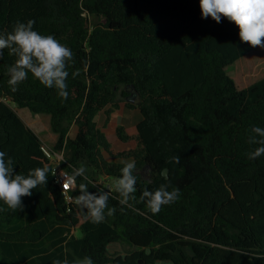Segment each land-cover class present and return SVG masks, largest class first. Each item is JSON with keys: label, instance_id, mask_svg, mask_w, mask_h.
<instances>
[{"label": "trees", "instance_id": "1", "mask_svg": "<svg viewBox=\"0 0 264 264\" xmlns=\"http://www.w3.org/2000/svg\"><path fill=\"white\" fill-rule=\"evenodd\" d=\"M28 20L72 50L69 95L64 100L30 72L13 91L8 68L16 57L3 50L0 151L17 174L37 167L50 172L46 185L22 198V210L0 211V264L65 258L75 264L84 257L94 264H264V155H246L259 146L249 144L250 128H264V77L239 88L228 71L259 47L242 42L227 18H202L199 0H0V32ZM245 59L244 84L260 76L264 53ZM130 88L138 98L128 105L142 115L137 145L116 150L132 135L119 124L112 138L97 116L105 111L109 117ZM15 106L51 115L63 167L86 169L87 179L77 177L72 193L80 194L81 183L94 194L109 191L112 215L105 209L103 222L94 224L67 202L43 139ZM74 125L78 133L71 137ZM122 160L136 164L132 207L108 188L121 176ZM161 184L178 188L180 196L152 214L140 196ZM0 208L7 206L0 201ZM115 241L125 254L109 250Z\"/></svg>", "mask_w": 264, "mask_h": 264}, {"label": "clouds", "instance_id": "2", "mask_svg": "<svg viewBox=\"0 0 264 264\" xmlns=\"http://www.w3.org/2000/svg\"><path fill=\"white\" fill-rule=\"evenodd\" d=\"M202 18L211 17L217 23L222 17L227 18L239 28V37L242 42L252 47L264 48V0H199ZM35 21H17L11 32H0V58L3 50L7 49L9 55L15 56L16 60L8 68L10 79L9 86L14 91L16 86L28 78L29 72L49 89H55L59 97L67 100L69 76V63L73 60V52L62 44L53 35H42L34 30ZM73 75H76L74 73ZM249 144L259 145L253 151L247 153L250 160H255L264 155V128L252 126L250 128ZM179 163V157L174 158ZM121 176L116 179L111 191L119 194V203L132 207L130 200H135L132 195L136 191V176L134 160L122 161ZM12 158L7 157L4 151H0V201L6 206L0 211L8 209L15 211L24 207L23 197H30L32 190L44 186L48 182V167H37L30 169L27 175L17 174ZM86 169L81 166L73 168L72 177H84ZM60 175L64 177L63 192L73 179H69L63 171ZM91 183V181H89ZM95 187V185H93ZM170 185L161 184L156 190H144L140 196V202L146 204L152 214H158L162 207L170 205L178 200L180 190ZM87 184L79 185L80 194L74 197V203L86 211V218L94 224L103 222L105 209H108L109 191L89 192ZM115 208L108 209L107 214L112 215ZM52 264H70L67 258L64 260H53ZM75 264H94L90 257L75 261ZM155 264H164L156 261Z\"/></svg>", "mask_w": 264, "mask_h": 264}, {"label": "rangeland", "instance_id": "3", "mask_svg": "<svg viewBox=\"0 0 264 264\" xmlns=\"http://www.w3.org/2000/svg\"><path fill=\"white\" fill-rule=\"evenodd\" d=\"M93 20H95V18L94 19L90 18V21H93ZM261 51H262V53H264V48L259 47L255 50H253L252 52L248 53L244 57L240 58L239 60H237L235 63H233L232 65H230L228 67L229 73L235 78L239 88H244V87L252 84L253 82L264 77V61L259 66V70L261 72L260 76L258 78H256L255 80H251L250 82L244 84L243 74H241V65H240L241 60L247 61L245 59L246 56H248L249 58H252L254 53L256 54V53H259ZM258 60H259V58L258 59H252L251 62H256ZM129 101H133V100L123 99L120 102L119 107H113L112 108V112L110 113L109 117L105 111L100 112V114L97 116V119H98L100 126L103 127V129L112 138L116 137V130H117V127L119 124H123L126 127L127 132L132 135V139H130L129 142H125V143L123 142V144L120 143L118 140H116L115 144H116V142H119L121 144V147L120 146L115 147L116 150L127 149V148H130V147L137 145V140L134 139V136H136L138 133L137 124H138L139 120L142 118V115H141V111L139 108L130 107L128 105ZM134 102H136V100ZM16 109L18 110L20 115L24 118V120L30 126H32L41 136L45 137L43 139H49V134H50L49 132L52 131V133H55L53 130H50L52 128L51 127V117H50L51 115L50 114H45V113H37L36 114V113H33L28 108L16 107ZM106 155L109 159H113L108 153H106ZM103 181H106V179H104ZM75 233L77 236H82V231L80 229L76 230ZM118 242H120V241H118ZM120 243L122 244L123 252L126 253V249L124 248L123 243L122 242H120ZM116 245H117V242L112 243L109 246L110 251L113 250V247ZM111 252L112 253H118L117 251L114 252V250ZM163 262H164V264H175L171 260H163Z\"/></svg>", "mask_w": 264, "mask_h": 264}, {"label": "built area", "instance_id": "4", "mask_svg": "<svg viewBox=\"0 0 264 264\" xmlns=\"http://www.w3.org/2000/svg\"><path fill=\"white\" fill-rule=\"evenodd\" d=\"M43 150L48 155V157L51 159L54 167H53V173H54V181L63 190V183H64V177L60 175L61 171L67 176L69 179H73V183H70L68 187L64 190L65 198L67 199L68 203H71L74 201V194L72 193L77 188V177H72V172L65 167H63V161L65 160V154L62 150H56L54 147L49 145L48 143L44 142L43 144Z\"/></svg>", "mask_w": 264, "mask_h": 264}, {"label": "crops", "instance_id": "5", "mask_svg": "<svg viewBox=\"0 0 264 264\" xmlns=\"http://www.w3.org/2000/svg\"><path fill=\"white\" fill-rule=\"evenodd\" d=\"M51 117V116H50ZM28 124V123H27ZM32 127V126H31ZM50 130H52V128L50 129ZM50 134H49V139H43V138H45V137H43V136H41V138L43 139V141L44 142H46V143H48L49 145H51L52 147H54V145L56 144V142H57V140H58V138H59V134L58 133H52V131L51 132H49ZM77 133H78V126L77 125H74L73 127H72V129H71V131H70V135H71V137H75L76 135H77ZM48 140V141H47ZM73 232H75V231H73ZM117 242V245L116 246H114L113 247V250H114V252L115 251H117V252H119V253H123V254H125V252H123V249H122V244L120 243V242H118V241H115V242H111L110 244H109V246L112 244V243H116ZM108 246V247H109ZM109 250H110V248H109ZM113 250H111V251H113Z\"/></svg>", "mask_w": 264, "mask_h": 264}, {"label": "flooded vegetation", "instance_id": "6", "mask_svg": "<svg viewBox=\"0 0 264 264\" xmlns=\"http://www.w3.org/2000/svg\"><path fill=\"white\" fill-rule=\"evenodd\" d=\"M131 97V98H130ZM137 98H138V96L136 97V95H135V93L133 94L132 92L130 93V96H129V98L128 99H132L133 101H137ZM141 172L143 173V175L144 176H147V177H149V175H147V173H148V171L146 170V169H143V170H141Z\"/></svg>", "mask_w": 264, "mask_h": 264}, {"label": "water", "instance_id": "7", "mask_svg": "<svg viewBox=\"0 0 264 264\" xmlns=\"http://www.w3.org/2000/svg\"><path fill=\"white\" fill-rule=\"evenodd\" d=\"M130 91H131L133 94L135 93V91L133 90V88H130ZM135 95H136V97L138 96V94H136V93H135ZM130 98H131V97H130ZM131 100H132V99H131ZM169 172H170V169H169V168H165V169H164V174H165L167 177H170ZM108 188L111 189V185H108Z\"/></svg>", "mask_w": 264, "mask_h": 264}]
</instances>
